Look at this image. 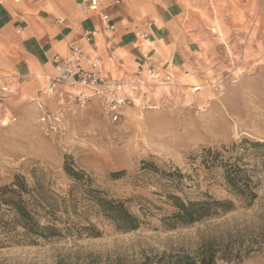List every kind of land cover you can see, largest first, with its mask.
I'll return each instance as SVG.
<instances>
[{"label": "rangeland", "instance_id": "rangeland-1", "mask_svg": "<svg viewBox=\"0 0 264 264\" xmlns=\"http://www.w3.org/2000/svg\"><path fill=\"white\" fill-rule=\"evenodd\" d=\"M182 21L201 48L177 68L171 99L152 108L126 107L113 122L97 100L81 106L20 85L13 119L0 122V186L19 175L42 189L54 215L41 223L51 218L60 233L30 238L0 221V264H204L210 255L264 264V0H190ZM229 169L243 171L255 198L233 191ZM90 190L125 201L141 226L118 229ZM172 196L222 204L168 227Z\"/></svg>", "mask_w": 264, "mask_h": 264}, {"label": "crops", "instance_id": "crops-1", "mask_svg": "<svg viewBox=\"0 0 264 264\" xmlns=\"http://www.w3.org/2000/svg\"><path fill=\"white\" fill-rule=\"evenodd\" d=\"M82 1L0 0V78L23 76L26 88L38 91L54 73L53 57L68 55L72 44L100 55L106 72L126 79L152 64L177 73L201 48L182 21L190 0H102L103 8L88 14L79 12ZM100 12L109 16L115 32L104 33ZM89 30L99 31L91 41L84 37ZM109 50L115 62L107 59ZM165 58L172 66H164Z\"/></svg>", "mask_w": 264, "mask_h": 264}, {"label": "built area", "instance_id": "built-area-1", "mask_svg": "<svg viewBox=\"0 0 264 264\" xmlns=\"http://www.w3.org/2000/svg\"><path fill=\"white\" fill-rule=\"evenodd\" d=\"M120 1L113 0L114 3ZM102 8V0H83L79 6V12L88 14ZM100 16L104 24V33L115 32L116 26L110 23L109 16L103 12H100ZM98 33V30L85 31L84 37L91 41ZM107 59L115 62L116 56L113 50L107 51ZM52 61L54 73L39 87L38 95L57 96L62 101L77 102L81 106H85L90 100H97L113 122L123 117L126 107L152 108L157 102L171 99V87L175 78L172 68L162 70L152 64L145 68H138L133 78L126 79L106 72L100 55L90 56L76 44L70 46L68 55H55ZM163 64L165 67L172 66L168 58L163 60ZM25 81L26 78L23 76L0 78V122L2 125H8L13 119L8 115V103L18 95L20 85H23ZM197 88L200 86H194V89ZM157 90L162 91L158 99L154 97Z\"/></svg>", "mask_w": 264, "mask_h": 264}, {"label": "trees", "instance_id": "trees-1", "mask_svg": "<svg viewBox=\"0 0 264 264\" xmlns=\"http://www.w3.org/2000/svg\"><path fill=\"white\" fill-rule=\"evenodd\" d=\"M67 172L75 179H81L79 172L70 170ZM227 180L236 194L250 199L256 197L251 187V180L243 177L242 170L235 169L234 172L227 170ZM90 193L103 215L112 220L118 229L129 231L141 226L142 221L128 209L125 201L107 198L99 190H90ZM207 197L206 200L186 201L180 196H172L175 210L163 221H167L168 227H175L177 224H190L209 216L211 209L222 203L217 200L211 201V197ZM42 199L45 202L49 201L44 197L42 189L38 192L36 188L30 187L23 176H15L12 183L0 186L1 224L9 231H15L20 226L25 230L23 235L30 238H49L57 235L60 229L56 226V222L50 220L51 218L47 220L48 223H41L40 218L44 213L48 215L47 217L54 215V211L42 206ZM201 261L204 264H215L212 255L208 260L206 256H203ZM176 264H196V261L187 256L184 260L177 261Z\"/></svg>", "mask_w": 264, "mask_h": 264}]
</instances>
